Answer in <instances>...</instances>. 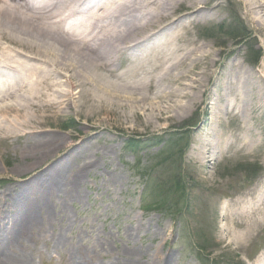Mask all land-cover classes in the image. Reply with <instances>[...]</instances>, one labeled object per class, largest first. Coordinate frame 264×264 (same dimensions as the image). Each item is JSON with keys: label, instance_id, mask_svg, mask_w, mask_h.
I'll return each instance as SVG.
<instances>
[{"label": "rangeland", "instance_id": "1", "mask_svg": "<svg viewBox=\"0 0 264 264\" xmlns=\"http://www.w3.org/2000/svg\"><path fill=\"white\" fill-rule=\"evenodd\" d=\"M209 4L212 19L192 22L184 37L206 45L210 60L217 61L215 75L233 60L264 82L263 34L257 22L264 19V11L251 13L246 0ZM221 78L207 83L203 102L164 120L156 111L142 110V104L47 112L44 128L65 138L55 157L73 148L71 143L85 131L94 132L89 144L97 152L89 160L95 165L82 172L74 191L58 179L59 191L46 202L51 212L37 214L34 237L23 240L22 261L161 264L158 258L164 255L167 264H254L264 253V194H258L264 187V112H251L247 131L233 114L220 113L222 105L211 107L209 91ZM12 90L0 86V106L9 104L12 112L7 116L14 118L20 105L9 95ZM217 133L227 145L201 164L192 156L196 138L206 135L212 143ZM19 140L0 142V191L18 176L48 168L55 158L51 156L59 152L32 155L35 146ZM75 159L68 168L80 162ZM220 205L226 207L224 216ZM241 231L248 233L240 236ZM57 236L62 239L57 241ZM92 247L96 250L87 254L84 248ZM75 249L81 255L72 256Z\"/></svg>", "mask_w": 264, "mask_h": 264}, {"label": "bare ground", "instance_id": "2", "mask_svg": "<svg viewBox=\"0 0 264 264\" xmlns=\"http://www.w3.org/2000/svg\"><path fill=\"white\" fill-rule=\"evenodd\" d=\"M246 2L251 13L264 11V0ZM209 5V0H0V86L13 89L9 95L20 105L14 118L7 116L9 104L0 106V142L22 138L35 146L32 155L41 157L59 149L53 158L63 150L65 138L44 128L49 111L142 104V110L156 111L164 120L189 112L201 102L207 83L220 77L207 103L216 109L222 105L220 113L233 114L251 131V112H264L263 80L233 60L215 75L217 61L210 60L206 45L184 37L192 22L212 19ZM257 22L264 45V19ZM92 133L85 131L83 138L69 142L73 148L48 168L18 176L0 191V264H25L17 246L34 237L37 214L51 212L46 206L51 194L60 184L74 191L82 172L95 165L89 160L97 152L89 144ZM198 136L192 156L201 164L227 145L219 133L212 143L206 135ZM77 156L80 162L68 168ZM258 194H264V187ZM84 250L88 254L96 248ZM77 253L81 255L80 249ZM132 253L138 251L132 248ZM158 261L167 264L164 255ZM254 264H264V253Z\"/></svg>", "mask_w": 264, "mask_h": 264}]
</instances>
